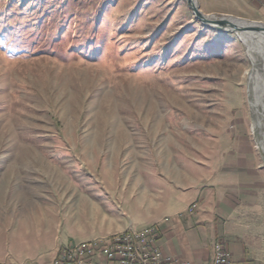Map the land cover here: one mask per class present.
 I'll use <instances>...</instances> for the list:
<instances>
[{"label":"rangeland","instance_id":"obj_1","mask_svg":"<svg viewBox=\"0 0 264 264\" xmlns=\"http://www.w3.org/2000/svg\"><path fill=\"white\" fill-rule=\"evenodd\" d=\"M197 2L264 26L249 0ZM238 34L204 26L185 0H0V198L54 227L48 262L138 230L155 184L212 183L238 127L264 167ZM245 225L264 261V197Z\"/></svg>","mask_w":264,"mask_h":264},{"label":"crops","instance_id":"obj_2","mask_svg":"<svg viewBox=\"0 0 264 264\" xmlns=\"http://www.w3.org/2000/svg\"><path fill=\"white\" fill-rule=\"evenodd\" d=\"M249 2L264 15V0ZM237 131L212 183L190 188H176L173 181L161 189L154 185V213L135 229L157 228L163 258L212 264L213 245L221 241L235 264H264L245 225L247 215L263 204L264 167L248 135L241 127ZM192 204L196 208L188 213ZM30 206L23 200L16 215L15 201L0 198V264H50L48 252L63 242L54 227L39 222L37 209L33 213Z\"/></svg>","mask_w":264,"mask_h":264},{"label":"built area","instance_id":"obj_3","mask_svg":"<svg viewBox=\"0 0 264 264\" xmlns=\"http://www.w3.org/2000/svg\"><path fill=\"white\" fill-rule=\"evenodd\" d=\"M195 208L196 205L192 204L187 212L192 213ZM158 238L155 226L130 229L117 240L95 239L87 243L66 245L56 253L50 264H194L163 258L157 246ZM87 245H96V252L85 253ZM212 260H216V264H235L221 241L213 245Z\"/></svg>","mask_w":264,"mask_h":264},{"label":"bare ground","instance_id":"obj_4","mask_svg":"<svg viewBox=\"0 0 264 264\" xmlns=\"http://www.w3.org/2000/svg\"><path fill=\"white\" fill-rule=\"evenodd\" d=\"M238 23L245 27L254 25V22L241 21ZM238 39L244 45L249 61L246 70L249 112L254 126L260 128L264 126V31L246 28L245 31L238 34ZM122 237H124V233L116 234L109 240H117ZM95 252L96 245L85 246V253ZM212 264H216V260H213Z\"/></svg>","mask_w":264,"mask_h":264},{"label":"water","instance_id":"obj_5","mask_svg":"<svg viewBox=\"0 0 264 264\" xmlns=\"http://www.w3.org/2000/svg\"><path fill=\"white\" fill-rule=\"evenodd\" d=\"M187 7L191 10L193 16L195 19H197L200 23H202L204 26L217 29L219 31H226V32H233V33H241L246 30V28H251L256 31H264V26L259 24H254L252 26H243L240 25L238 22L232 21L227 18H220V19H214L209 18L202 14V12L199 9V4L197 0H185Z\"/></svg>","mask_w":264,"mask_h":264}]
</instances>
